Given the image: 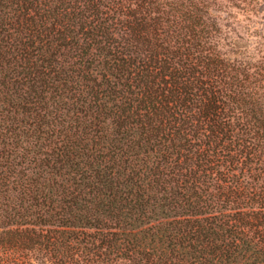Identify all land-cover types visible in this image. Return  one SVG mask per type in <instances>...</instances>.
<instances>
[{"label":"trees","instance_id":"16d2710c","mask_svg":"<svg viewBox=\"0 0 264 264\" xmlns=\"http://www.w3.org/2000/svg\"><path fill=\"white\" fill-rule=\"evenodd\" d=\"M0 264H264V0H0Z\"/></svg>","mask_w":264,"mask_h":264}]
</instances>
